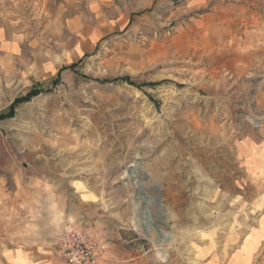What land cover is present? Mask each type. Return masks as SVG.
I'll list each match as a JSON object with an SVG mask.
<instances>
[{"label":"rangeland","instance_id":"1","mask_svg":"<svg viewBox=\"0 0 264 264\" xmlns=\"http://www.w3.org/2000/svg\"><path fill=\"white\" fill-rule=\"evenodd\" d=\"M0 29L2 217L50 264L69 225L97 264H264V0H0Z\"/></svg>","mask_w":264,"mask_h":264},{"label":"crops","instance_id":"2","mask_svg":"<svg viewBox=\"0 0 264 264\" xmlns=\"http://www.w3.org/2000/svg\"><path fill=\"white\" fill-rule=\"evenodd\" d=\"M0 34H7L0 29ZM11 34H14L11 32ZM259 160V158H258ZM14 204V203H13ZM0 205V264H50L51 256L46 254L52 247L47 246L42 236H34L36 241L32 242L33 236L27 235L23 228L14 225L17 219L13 218L14 207H12L11 224L2 217V211H8L9 206L1 208ZM4 221L6 223H4Z\"/></svg>","mask_w":264,"mask_h":264},{"label":"built area","instance_id":"3","mask_svg":"<svg viewBox=\"0 0 264 264\" xmlns=\"http://www.w3.org/2000/svg\"><path fill=\"white\" fill-rule=\"evenodd\" d=\"M57 253L64 264H97L100 256L98 240L86 229L69 225L59 233Z\"/></svg>","mask_w":264,"mask_h":264},{"label":"trees","instance_id":"4","mask_svg":"<svg viewBox=\"0 0 264 264\" xmlns=\"http://www.w3.org/2000/svg\"><path fill=\"white\" fill-rule=\"evenodd\" d=\"M74 66H75V64H71L69 67L74 68ZM37 93H39V90H36V89L31 90L27 95L16 98V99L14 100V102L12 103V106H13L14 104H17V103H19V102H22V101H24V100L29 99L31 96L36 95ZM12 106H11V107H12ZM11 114H12L11 111L8 112V113H6V114H1V115H0V119L5 118V117H7V116H10Z\"/></svg>","mask_w":264,"mask_h":264}]
</instances>
